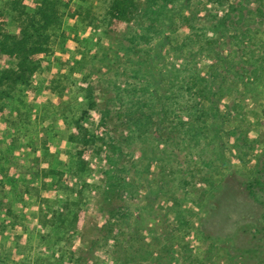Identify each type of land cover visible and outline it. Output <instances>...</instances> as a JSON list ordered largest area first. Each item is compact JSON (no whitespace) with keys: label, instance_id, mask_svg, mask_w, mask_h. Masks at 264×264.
<instances>
[{"label":"trees","instance_id":"16d2710c","mask_svg":"<svg viewBox=\"0 0 264 264\" xmlns=\"http://www.w3.org/2000/svg\"><path fill=\"white\" fill-rule=\"evenodd\" d=\"M72 2H4L3 9L13 13L19 31L12 34L0 25V51L16 60L14 68L0 71V98L19 84L32 83L51 52V37L65 13L82 14V4L73 8ZM248 2L109 1L105 14L109 42L96 65V85H90L88 96L89 109L98 112L99 119L93 130L77 122L71 134L79 146L76 162L80 166L89 146L103 163L97 206L106 215L98 236L90 240L88 254L72 262L99 264L97 249L112 242L113 264H206L191 244L192 236L202 233L192 220L195 211L216 210L221 193L226 192L224 182L233 174L232 158L240 153L244 162L245 150L252 149L245 130L226 128L234 117L244 119L241 99L235 102L233 96L228 103L225 99L239 93L240 81L245 86L264 78L255 57L251 59L256 66L254 77L247 78L242 71L245 64L237 61L234 51L236 47L245 53L249 31L238 34L235 15L248 17L244 13ZM210 7L225 11L222 16L204 14ZM113 22L122 28L112 27ZM179 31L185 35L171 43ZM4 85L8 89H2ZM201 161L202 185L194 169ZM254 170L247 179L248 189L259 199L264 192V160H258ZM138 201L141 205L133 207ZM251 226L244 231H250L253 239L262 229ZM206 238L211 257L222 252L228 264H246L248 253L264 264V256L260 257L264 235L245 249L236 247L235 240L223 243L216 235Z\"/></svg>","mask_w":264,"mask_h":264},{"label":"rangeland","instance_id":"374dc122","mask_svg":"<svg viewBox=\"0 0 264 264\" xmlns=\"http://www.w3.org/2000/svg\"><path fill=\"white\" fill-rule=\"evenodd\" d=\"M5 1L0 0V12H5L0 15V25L7 32L18 33L13 13L3 9ZM109 1L73 0V8L82 4V14L65 13L62 25L51 37V52L32 83L19 84L0 98V264H76L72 259L88 254L90 240L98 236V227L104 222L106 213L97 206L103 163L89 146L84 166H80L76 162L79 146L71 134L77 122L93 130L99 119V113L89 109L88 96L90 85H96V65L109 42L106 32L110 23L105 18ZM224 11L223 7H210L204 14L222 16ZM246 11L248 17L239 12L235 15L238 34L249 31L245 53L236 47L234 51L237 61L245 64L242 71L252 80L256 67L252 58L259 59L258 70H264V0H249ZM111 25L122 28L116 22ZM184 35V31L177 32L171 43ZM206 62H202L203 67ZM15 66L16 60L7 59L0 51V71ZM238 91L226 97L225 103L233 96L240 98L244 119L237 115L239 118L234 117L226 128L245 130L252 149L245 150L244 162L240 153L232 158L233 174L224 182L226 192L221 193L216 210L195 211L192 220L202 233L194 234L191 244L206 264H228L222 252L210 256L206 236L216 235L223 243L235 240L236 247L245 249L264 235V192L256 199L247 181L258 160H264V78L245 86L240 81ZM199 167H203L202 161L194 166L202 185ZM132 205L139 207L141 203ZM251 225L262 229L253 239L250 231H244ZM112 244L97 249L99 264H113ZM260 244L264 249V240ZM244 258L246 264L260 262L248 253Z\"/></svg>","mask_w":264,"mask_h":264}]
</instances>
